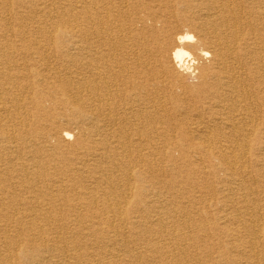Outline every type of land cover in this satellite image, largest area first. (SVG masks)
I'll list each match as a JSON object with an SVG mask.
<instances>
[{
	"label": "bare ground",
	"instance_id": "1",
	"mask_svg": "<svg viewBox=\"0 0 264 264\" xmlns=\"http://www.w3.org/2000/svg\"><path fill=\"white\" fill-rule=\"evenodd\" d=\"M263 2L0 0V264H264Z\"/></svg>",
	"mask_w": 264,
	"mask_h": 264
},
{
	"label": "rangeland",
	"instance_id": "2",
	"mask_svg": "<svg viewBox=\"0 0 264 264\" xmlns=\"http://www.w3.org/2000/svg\"><path fill=\"white\" fill-rule=\"evenodd\" d=\"M15 1L16 0H12V3H13V5L15 4ZM26 1H29V0H26ZM39 0H37V2H38ZM43 0H41V2H42ZM263 4H264V2H263ZM14 7H15V5H14ZM262 7V6H261ZM263 7H264V5H263ZM262 7V8H263ZM3 9L4 8H2L1 9V11H3ZM264 9V8H263ZM21 12H23V11H21ZM22 15V14H21ZM26 16V15H25ZM15 22L16 21H14V20H9L8 21V23H9V30L11 29V30H14L15 31V33H16V35L15 36H11V35H9L10 37H9V39L11 40V42L13 43V45H19L20 43H27L28 41H30V39H35V37H36V35L34 34L33 35V28H34V25H33V23L32 22H30V21H27L26 22V29H28L27 30V34L25 33V35L23 36L24 37V39L23 40H20V38H19V36L17 35V32H18V30H16V27H14L15 26ZM189 29V28H188ZM187 29V27H183L182 28V32H184V33H187V34H189V35H195L194 34V32L192 31V29L190 28L189 30ZM34 37V38H33ZM21 41V42H20ZM183 78H184V80H183V82L185 83V85L186 86H188L189 87V89L190 90H192L193 88H195V86H196V83H197V80H196V77L195 76H193L192 74H190V73H186V75L185 76H183ZM71 142V141H70ZM60 223V222H59ZM58 224V223H57ZM49 225H51V227H53V228H55V227H57V225L55 224V223H49ZM27 235H30V233H26V234H20L19 235V239H22L23 237H25L26 238V236ZM61 237H64V234L61 236ZM23 244V245H22ZM19 245V247L20 248H24V247H26V245L24 244V243H19L18 244ZM18 245H15V247L16 248H18L17 246ZM22 245V246H21ZM14 247V248H15ZM15 250V249H14Z\"/></svg>",
	"mask_w": 264,
	"mask_h": 264
},
{
	"label": "snow or ice",
	"instance_id": "3",
	"mask_svg": "<svg viewBox=\"0 0 264 264\" xmlns=\"http://www.w3.org/2000/svg\"><path fill=\"white\" fill-rule=\"evenodd\" d=\"M189 39H190V37H189Z\"/></svg>",
	"mask_w": 264,
	"mask_h": 264
}]
</instances>
